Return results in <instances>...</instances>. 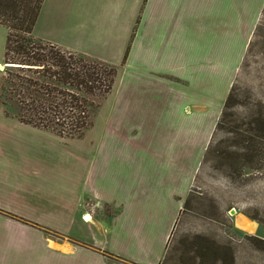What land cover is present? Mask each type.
Masks as SVG:
<instances>
[{
  "label": "crops",
  "instance_id": "obj_1",
  "mask_svg": "<svg viewBox=\"0 0 264 264\" xmlns=\"http://www.w3.org/2000/svg\"><path fill=\"white\" fill-rule=\"evenodd\" d=\"M263 6L45 0L41 38L118 74L81 137L0 105V264H162Z\"/></svg>",
  "mask_w": 264,
  "mask_h": 264
},
{
  "label": "rangeland",
  "instance_id": "obj_2",
  "mask_svg": "<svg viewBox=\"0 0 264 264\" xmlns=\"http://www.w3.org/2000/svg\"><path fill=\"white\" fill-rule=\"evenodd\" d=\"M45 24L42 15L34 29L37 38L43 39ZM6 36L0 24V86L7 78ZM232 88L234 101L226 107L227 96L223 104L162 264H264V6ZM10 96L5 91L0 105L16 115L21 107ZM251 157L253 166L242 167ZM231 162L241 171L228 166ZM15 252L7 251L8 264H16L9 256L15 258Z\"/></svg>",
  "mask_w": 264,
  "mask_h": 264
},
{
  "label": "trees",
  "instance_id": "obj_3",
  "mask_svg": "<svg viewBox=\"0 0 264 264\" xmlns=\"http://www.w3.org/2000/svg\"><path fill=\"white\" fill-rule=\"evenodd\" d=\"M43 3L0 0V24L7 28L5 63L11 64L6 82L0 86V101L5 91H10L13 96L9 98L21 107L15 115L19 120L63 137H81L92 126L95 110L100 107L97 98L105 97L113 88L118 67L37 38L34 29ZM234 98L232 88L225 106ZM222 123L224 119L218 125ZM251 160L242 167L253 166ZM227 164L241 171L233 162Z\"/></svg>",
  "mask_w": 264,
  "mask_h": 264
},
{
  "label": "bare ground",
  "instance_id": "obj_4",
  "mask_svg": "<svg viewBox=\"0 0 264 264\" xmlns=\"http://www.w3.org/2000/svg\"><path fill=\"white\" fill-rule=\"evenodd\" d=\"M5 66H7V64L5 63V65H4V68H5ZM0 68H3V65L1 64L0 65ZM239 214H241V213H239ZM238 214V216H237V220H239V221H244L241 217H240V215ZM91 218V216L90 215H88V216H86V219H90ZM245 222H246V220H245Z\"/></svg>",
  "mask_w": 264,
  "mask_h": 264
},
{
  "label": "water",
  "instance_id": "obj_5",
  "mask_svg": "<svg viewBox=\"0 0 264 264\" xmlns=\"http://www.w3.org/2000/svg\"><path fill=\"white\" fill-rule=\"evenodd\" d=\"M6 64H7V66L11 65V64H9V63H6ZM232 212H233V213H236V209L234 208V209L232 210Z\"/></svg>",
  "mask_w": 264,
  "mask_h": 264
},
{
  "label": "built area",
  "instance_id": "obj_6",
  "mask_svg": "<svg viewBox=\"0 0 264 264\" xmlns=\"http://www.w3.org/2000/svg\"><path fill=\"white\" fill-rule=\"evenodd\" d=\"M89 214H86V215H84V218L86 219V216H88ZM87 220V219H86Z\"/></svg>",
  "mask_w": 264,
  "mask_h": 264
}]
</instances>
